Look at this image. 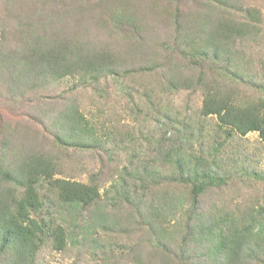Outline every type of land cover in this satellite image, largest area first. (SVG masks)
Returning <instances> with one entry per match:
<instances>
[{"label":"trees","instance_id":"obj_1","mask_svg":"<svg viewBox=\"0 0 264 264\" xmlns=\"http://www.w3.org/2000/svg\"><path fill=\"white\" fill-rule=\"evenodd\" d=\"M74 1L68 6L67 0H0V92L23 98L67 76L97 80L164 68L163 78L145 84L147 91L201 89L203 116L215 115L228 135L259 131L264 138V68L254 65L253 53L243 44L252 39L262 46L258 35L263 14L257 6L243 0H193L194 9L185 11L176 0H164L163 5L151 0ZM139 5L144 11L136 15L131 6ZM98 6L108 14L97 19L98 31H133L123 54L112 45L98 48L78 31L68 30L78 26L91 35L83 12ZM150 14L157 22L158 18L167 21L172 33L160 35L159 28L147 20ZM6 31L15 36L12 45L6 41ZM160 55L168 56L165 65ZM39 118L52 131L57 146L90 150L111 140L109 134L98 135L76 102ZM0 133L4 135L0 140V264H39L48 241L55 250H64L73 234L58 219V212H83L101 202H105L103 210L93 215L95 228L131 233L132 223L121 220V214L131 210L139 214L148 240L131 241L127 250L110 255L113 259L69 264H264L262 176L246 173L247 179L239 180L243 186L235 179L233 184L242 192L234 196L236 190L224 187L227 182H219L215 189L210 186L218 162L205 158V169L199 168L180 151L184 154H176L170 174L147 171L134 176L153 197L127 186L128 176L122 174L101 201L98 182L56 177L60 162L54 153L36 144L27 146L28 139H19L11 123L2 121ZM242 169L246 171L245 166ZM160 185L164 189L157 188ZM207 190L225 195L205 209L202 200ZM106 196L112 197L110 201Z\"/></svg>","mask_w":264,"mask_h":264},{"label":"rangeland","instance_id":"obj_2","mask_svg":"<svg viewBox=\"0 0 264 264\" xmlns=\"http://www.w3.org/2000/svg\"><path fill=\"white\" fill-rule=\"evenodd\" d=\"M93 1L97 0H84L87 3ZM155 1L159 5L166 3L164 0H151ZM243 1L247 5L257 6L263 14V23L258 35L263 47L256 46L252 39L243 41V44L253 53L254 65L264 68V0ZM67 2L68 6L76 3L74 0ZM176 2H181L179 7L185 11H190L196 6L193 0ZM176 2L169 4L175 5ZM131 10L136 15L144 11L140 5L131 6ZM83 13L87 14L91 35L87 34L89 31H84L78 26L68 28L69 31H78L84 39L92 45L96 44L98 48L112 45L122 54L127 50L132 30L125 28L117 33H102L96 29V21L101 16H107V11L104 12L102 7L98 6ZM91 15L93 17L90 19ZM151 16L152 14L147 20L159 28L160 35L165 37L172 33V27L167 21L158 18L157 22ZM2 37L3 33L0 31V39ZM6 38L7 43L12 45L15 40L14 34L7 32ZM154 55L153 53L152 56ZM167 57L160 55L163 65ZM163 71L165 69L160 68L145 74L140 72L113 74L97 80H83L77 75L67 76L48 88L29 92L23 98L9 97L6 93L0 92V123L2 121L11 123L19 139H28L27 146L36 144V147L51 150L60 162L58 167L60 173L56 174V177L88 183L98 182L102 192L101 201L105 199L104 192L122 174L128 176L127 186L140 190V193L145 191L149 198L153 197L150 195L152 192L146 187L143 188V184L140 183L142 181H138L134 176L137 173L145 175L147 171L148 173L156 171L158 174L161 172V176L170 174L176 154L181 156L184 153L182 157L193 161L199 168L205 169L207 164L205 158L218 162V165H215V178L210 183L212 189L218 187L219 182H227L223 184L224 187L230 186L228 190H236L234 193L236 196L242 190L233 183L236 179L237 183L243 186L244 181L239 180L247 179L245 177L247 174L262 176L263 180H260V183L264 182V138L260 136V132L250 131L246 135H241L233 131V134L228 135L225 129L219 127L215 115L206 117L201 113L203 102L201 89H179L171 93L147 91L148 87H145V84L154 83L156 78H163ZM156 84L159 85L158 82ZM70 102H76L80 110L94 123L100 137L110 135L109 143L90 150L54 144L51 138L52 131L40 122L39 117L48 113L55 114ZM3 136V133H0V140ZM198 156L201 157L199 160ZM242 166L246 167V171ZM228 168L233 171L234 176L228 174ZM230 176L233 178L230 179ZM162 180L159 179L158 182ZM157 188L164 189L163 185ZM224 195L220 191L207 190L202 200L204 208L207 209L220 198L222 201ZM111 198L107 197V200L110 201ZM104 203L91 205L83 212L64 214V210L59 211L58 219L72 232L73 238L62 251L55 250L53 242L48 241L39 256V264H69L77 260L94 263L127 250L131 241L147 239V233L145 234L141 227L139 214L131 210L121 214L122 221L132 223L129 224L131 233H116L114 229L103 230L104 227L101 226L95 228L93 215L103 210ZM55 217L52 216L53 220H58ZM102 240L106 245H97Z\"/></svg>","mask_w":264,"mask_h":264}]
</instances>
